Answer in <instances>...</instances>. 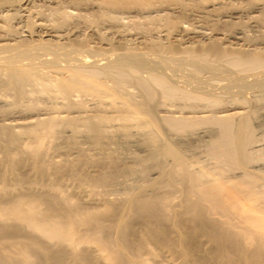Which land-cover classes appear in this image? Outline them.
<instances>
[{
  "label": "bare ground",
  "instance_id": "obj_1",
  "mask_svg": "<svg viewBox=\"0 0 264 264\" xmlns=\"http://www.w3.org/2000/svg\"><path fill=\"white\" fill-rule=\"evenodd\" d=\"M197 2L0 0V264H264V0L253 35ZM66 6L171 37L67 34Z\"/></svg>",
  "mask_w": 264,
  "mask_h": 264
},
{
  "label": "rangeland",
  "instance_id": "obj_2",
  "mask_svg": "<svg viewBox=\"0 0 264 264\" xmlns=\"http://www.w3.org/2000/svg\"><path fill=\"white\" fill-rule=\"evenodd\" d=\"M197 1H200L198 4H202V5H209L208 3L210 2V3H214L213 5H214V7H210V8H213L212 9V12H216L218 9V12H216L215 14H218V16L220 15V13H224V12H226L227 10V12L226 13H229V12H232V10H234L235 9V11H237L238 9H243V15L242 14H238V15H234V17H231V19L232 20H236V21H238V20H240L241 19V21H242V23H243V25H241L242 27H244V32H245V34L246 33H248L247 35H253V34H255L254 32L256 31V30H253V28L252 27H254V26H252V27H246V25L244 24V23H247V22H245V21H250L251 19L250 18H254L255 16L252 14V13H254V14H257L258 12H249L248 10L250 9V7L252 6V4H254V3H256L257 1H259V0H255V2H254V0H251V2H250V0H247V1H244V0H230V2H228L229 0H217V1H215V0H197ZM205 1V2H204ZM226 1L228 2V3H226ZM232 1L234 2V3H232ZM244 3H243V2ZM203 2V3H202ZM235 2H236V4H235ZM239 2V3H238ZM231 5H230V4ZM241 3V4H240ZM251 3V4H250ZM223 4L225 5V7H222L223 6ZM229 4V5H228ZM35 5V4H34ZM34 5H32V7H31V5H28V10H31L32 12H36V9L37 8H39L40 7V9H43L44 8V11H49V7L47 6V8H46V6L45 5H43L42 3H41V5H40V3L39 2H37V5H35V7H34ZM217 5V6H216ZM219 5H220V7H219ZM227 6V7H226ZM66 7H69L68 9L66 8ZM65 8H66V12L69 14V17H70V19H69V23H68V25L67 26H65V29H64V27L62 28V30H63V32L64 33H66L67 32V34H70V32H72L73 30H75L76 31V29H74V28H76V27H83V28H85V30H87L86 32H88L89 31V33H91L92 31L90 30V28L92 29V28H94L93 30H95V32H97V36H98V38L99 39H101L102 38V40H99V41H105L106 43H107V40H108V42H109V40H112V41H114L115 39H117V40H128L129 39V42H132L133 41V43H135L134 41H137V38H139V37H145V36H147L148 38H154L155 37V40L156 39H161V40H164V39H166V37L168 36V38L167 39H170L169 37H171V36H169L170 35V33H167V31H165V29L168 27V25H164V24H166V23H162V22H160L159 24H151V23H149V22H147V20L145 19V18H143V16L142 15H140V14H137V13H133V12H131V13H125V14H119V16H121V17H116L114 20H111V21H103V23L101 22V23H98L97 24V26L96 25H93V24H91V23H89V22H86V21H84V18H83V16H82V14H83V11L82 10H85V8H79V7H75V9H74V7H70V6H66ZM217 8V10L215 11L214 9H216ZM240 7H242V8H240ZM243 7H246V8H243ZM249 7V8H248ZM31 8V9H30ZM35 8V9H34ZM78 8V9H77ZM222 8V9H221ZM227 8V9H226ZM237 9V10H236ZM246 11H245V10ZM34 10V11H33ZM80 11V12H79ZM82 11V12H81ZM244 11L245 12H248V13H244ZM30 12V11H29ZM32 14V13H31ZM130 14V15H129ZM132 14V15H131ZM136 14V15H135ZM246 16H245V15ZM251 14V15H250ZM84 15V14H83ZM122 15H125V17L124 16H122ZM127 15H129V16H127ZM140 15V16H139ZM240 15V16H239ZM248 15V16H247ZM249 15H250V17H249ZM26 16V15H25ZM24 16V17H25ZM138 16V17H137ZM168 16V15H167ZM237 16V17H236ZM238 16L240 17V18H238ZM243 18H242V17ZM162 17H164L163 16V14H162ZM221 19H228V21L230 20L231 21V19L230 18H228L227 16L225 17V16H219ZM245 17L247 18V20H245ZM132 18V19H131ZM249 18V19H248ZM227 19L225 20V21H227ZM141 20V21H140ZM186 20H188L187 22L186 21H182L183 22V24L184 25H181V24H179L180 23V21H179V23L178 22H176L175 23V25H181V26H183V27H189V26H192L193 24V26H195V27H198L200 24H202V23H200L199 22V25L196 23V21H194V20H192V19H186ZM245 20V21H244ZM193 21V22H192ZM76 22H78V23H76ZM81 22V23H80ZM181 22V23H182ZM232 22V21H231ZM21 23V22H20ZM87 23V24H86ZM185 23H186V26H185ZM188 23V24H187ZM257 24L258 23H260V22H256ZM262 23V22H261ZM79 24V25H78ZM108 24V25H107ZM149 25V26H147V25ZM191 24V25H190ZM248 24V23H247ZM264 24V23H263ZM262 24V30L264 31V28H263V25ZM189 25V26H188ZM198 25V26H197ZM203 25V24H202ZM202 25H200V26H202ZM17 26V25H16ZM14 27L15 29L16 28H18V27ZM87 26V27H86ZM92 26V27H91ZM96 26V27H95ZM137 26V27H136ZM140 26V27H139ZM147 26V27H146ZM161 26V27H160ZM165 26V27H164ZM177 26V27H178ZM156 29H155V28ZM175 27V26H174ZM177 27H175V28H177ZM246 27V28H245ZM72 28V29H71ZM89 28V29H88ZM143 28V29H142ZM199 28V27H198ZM70 29H71V31H70ZM106 29V30H105ZM259 29V28H258ZM257 29V30H258ZM115 30V31H114ZM145 30V31H144ZM160 30V31H159ZM202 30H204V29H202ZM70 31V32H69ZM165 31V32H164ZM204 31H206V30H204ZM261 31V30H260ZM207 32V31H206ZM259 32V30L257 31V33ZM88 33V34H89ZM102 33V34H101ZM165 33L167 34V35H165ZM261 33H262V31H261ZM151 34V35H150ZM160 34V35H159ZM169 34V35H168ZM113 35V36H112ZM120 36V37H119ZM152 36V37H151ZM264 36V32H263V34H261V37H263ZM126 37V38H125ZM158 37V38H157ZM91 38V37H90ZM98 38H97V40H98ZM108 38V39H107ZM122 38V39H121ZM132 38V39H131ZM264 38V37H263ZM105 39V40H104ZM107 39V40H106ZM136 39V40H135ZM166 39V40H167ZM89 40V39H88ZM132 40V41H131ZM154 40V39H153ZM116 42V40L114 41V43ZM76 95H74V99H77V100H81V99H83V102L85 103V105H87V107H85V105H84V107H85V110H86V112L87 113H91V111L92 110H94V109H96V108H99L102 104H103V102H105L103 105H102V107L104 108L105 106H106V104H107V98H103L102 100H103V102L101 103L100 101H98V104H101V105H99L98 106V104H97V100L95 101V99H94V97L92 98V96H87V95H84V97L82 96H76ZM0 99H3V96H1L0 95ZM5 97V96H4ZM78 97V98H77ZM5 98H7V96L5 97ZM3 99V101L1 100L0 102H5L6 100L8 101L9 99H10V97L8 96V98L7 99ZM89 99V100H88ZM5 100V101H4ZM10 101V100H9ZM96 102V103H95ZM7 103V102H6ZM92 103V104H91ZM40 103H38V105H39ZM98 106V107H96V105ZM37 105V108L35 109V110H37V109H39V107L41 108L42 106H44L43 105V103H41V106H38ZM92 105V106H91ZM95 107H94V106ZM108 106L110 107V108H107V106H106V108H104L105 110H109L110 111V109L112 108L109 104H108ZM58 107L59 106H56V108H55V106L53 107V108H51V107H49L48 106V110L49 111H51V112H53L54 113V111H52V110H54V108L57 110L58 109ZM91 107V108H90ZM94 107V108H93ZM100 108V109H103V108ZM164 107L163 105L162 106H160L159 107V109H162V108ZM47 109V107L45 106V107H42L41 109ZM51 108V109H50ZM61 108L59 107V110H60ZM55 110V111H56ZM62 110V109H61ZM58 111V110H57ZM160 113H161V111H160ZM116 120V122H118V119H111L110 121H112V123H113V125H112V127H111V124H109L108 125V123H110V121L106 124V130H107V127L109 126L110 128H112V129H110L109 127V130H111V131H109L108 130V132H113V131H115L116 130V128L119 126V124H120V121H119V124L117 123V124H115V121ZM131 124V123H130ZM133 124V125H132ZM131 124V126L129 125V128L131 129H129V131H132V132H134V133H138L139 131H140V129L141 128H139V127H137L136 126V124H134V123H132ZM118 125V126H117ZM134 125H135V127H137L138 128V130H137V128H135L134 127ZM113 126H114V128H113ZM115 126H117L116 128H115ZM133 133V134H134ZM86 145V144H85ZM84 145V148L85 147H88V146H85ZM264 149V148H263ZM262 149V150H263ZM88 152L90 153V151L88 150ZM92 152V151H91ZM200 152V151H199ZM197 153V155L196 156H200V157H196L197 158V160H199L200 161V163H201V159L203 158V157H205V155L203 154V152L201 151V153ZM263 153H264V150H263ZM201 154V155H200ZM58 155H56L55 154V156L53 155V158L55 157L56 159L59 157H57ZM54 158V159H55ZM60 158V157H59ZM206 158V157H205ZM195 159V158H194ZM263 159H264V155H263ZM262 159V160H263ZM194 161V163H195V165L193 164V162H192V168H196V166L197 165H199L200 166V164H199V162L198 161ZM210 160V159H209ZM209 160H204V159H202V163L201 164H203L204 162L206 163L207 161H208V163L207 164H209V163H211V160H210V162H209ZM260 161V162H263V161ZM198 162V164L196 165V163ZM259 162V163H260ZM255 163H258V160L257 161H253V164H255ZM198 167V166H197ZM153 171V170H152ZM235 172V171H234ZM231 173L233 174V172L231 171L230 172V174L229 175H231ZM116 195V196H115ZM122 194H120L119 195V193L117 194H113V193H110V194H107V196L109 197V198H119V196H121Z\"/></svg>",
  "mask_w": 264,
  "mask_h": 264
}]
</instances>
